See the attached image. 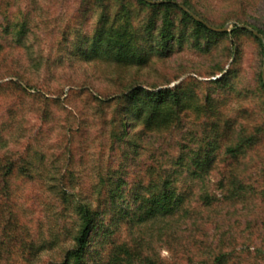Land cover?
Wrapping results in <instances>:
<instances>
[{"label":"rangeland","instance_id":"1","mask_svg":"<svg viewBox=\"0 0 264 264\" xmlns=\"http://www.w3.org/2000/svg\"><path fill=\"white\" fill-rule=\"evenodd\" d=\"M119 1L106 0L110 13L119 8ZM197 1L202 12L217 24H228L229 30L235 28L234 14L242 12V7L247 26L264 30V0ZM242 1L246 3L241 5ZM102 9L94 0H0V158L28 160L32 172L31 177L17 172L10 181L9 200L0 199V239L7 241L2 225L10 218L3 209L8 205L17 233L27 245L34 243L33 250L1 246L0 264H64L66 251L74 245L78 216L73 209L64 211L59 189L66 190L72 203L95 202L96 187L109 170L122 167L135 178L141 167L168 165L170 156H177L183 146H194V138H200L208 120V114L190 109L180 128L141 135L136 140L137 155L133 151L125 155L111 134L114 103L100 100L132 85L151 89L186 82L202 104L206 94L213 92L209 80L234 67L233 89L222 95L224 114L261 107L252 90L264 68V48L252 36L238 39L241 56L236 62L231 55L236 38L231 34L210 51L188 41L174 44L168 57H154L145 67L120 66L82 56L78 49L79 39L92 36ZM135 13V24L141 28L148 13ZM220 65L225 66L222 74L211 75ZM243 168L245 176L264 189V146L248 156ZM182 176L179 186L188 194L187 204L199 206L201 190L212 189L214 177L203 182L187 177V172ZM218 209L207 212L211 213L206 226L211 243L226 230L237 237L238 248L246 242L260 245L257 227L248 229L247 221L264 217L262 196L257 195L246 208L223 205ZM156 246L162 256L169 257L162 243Z\"/></svg>","mask_w":264,"mask_h":264},{"label":"trees","instance_id":"2","mask_svg":"<svg viewBox=\"0 0 264 264\" xmlns=\"http://www.w3.org/2000/svg\"><path fill=\"white\" fill-rule=\"evenodd\" d=\"M94 1L103 9L93 34L77 41L80 55L88 58L141 68L154 57H168L174 44L182 46L191 41L196 48L210 51L231 34L236 38L231 54L234 55L233 62L241 56L238 39L243 35L252 36L262 51L264 48L263 41L247 28L244 7L242 12L234 14L235 28L218 32L205 22L217 28H223L225 24L210 19L209 14L198 8L197 0H162L161 3L120 0L114 14L109 12L106 0ZM175 1L205 22L197 20ZM245 3L242 1L241 5ZM142 10L148 16L140 28L135 24V12ZM24 27H21L22 31ZM253 29L264 36L263 29L256 26ZM233 68L209 80L213 92L209 90L202 104L197 102L199 96L186 82L151 89L132 85L113 98L100 100L114 103L111 134L125 155L130 151L137 155L136 140L141 135L168 133L180 128L190 109L208 114V120L200 138H194V146H183L177 156H170L169 166L161 163L160 166L141 167L135 178L122 167L109 170V176L107 174L96 187L95 202L78 200L72 203L66 190L59 189L64 211L73 209L78 216L74 245L66 251L64 264H89L90 260L94 264H264L263 216L247 221L248 229L257 227L259 246L252 247L246 242L238 248L237 237L226 230L219 233L213 243L208 236L211 213L207 212L218 211L223 205L246 208L257 195L264 198V189L256 187L243 171L248 156L264 146L262 71L258 73L256 89L252 90L253 97L262 101L261 107L237 109L231 115L224 114L221 102L222 95L233 89ZM224 69L225 66L220 65L211 75L222 74ZM248 117L252 119L250 124L246 122ZM138 125L141 128L136 131ZM29 164L28 160L14 156L0 158L1 202L9 200L10 181L17 172L31 177ZM184 172L188 173L187 177L203 182L205 178L211 181L214 177L212 189L201 190L199 206L194 208L187 204L188 194L179 186ZM3 209L10 212V218L2 225L7 241L0 239V247L19 245V250H33L34 243L27 245L23 235L17 233L10 207L6 205ZM4 221L5 218L1 224ZM156 243H162L161 247L170 253L169 257L162 256Z\"/></svg>","mask_w":264,"mask_h":264},{"label":"water","instance_id":"3","mask_svg":"<svg viewBox=\"0 0 264 264\" xmlns=\"http://www.w3.org/2000/svg\"><path fill=\"white\" fill-rule=\"evenodd\" d=\"M147 1H149V2H151V3H161V2H163L162 0H147ZM176 3H178V4H180L181 5V7L183 8V9H185L187 12H189L191 15H193L197 20H200V21H203V22H205L204 20H202L200 17H198L193 11H191L188 7H186V6H184V5H182L180 2H178V1H175ZM205 24L210 28V29H212V30H214V31H218V32H222V31H228L229 29H230V27H229V25L227 24V25H225L223 28H217V27H215V26H213V25H211V24H209L208 22H205ZM240 26L241 27H247L246 25H244V24H240ZM247 28H249V27H247ZM250 30H252L262 41H263V43H264V36L261 34V33H259L257 30H255V29H252V28H249ZM262 79H263V82H264V68H263V70H262Z\"/></svg>","mask_w":264,"mask_h":264}]
</instances>
